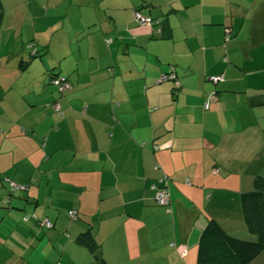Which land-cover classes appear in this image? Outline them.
<instances>
[{"label": "crops", "instance_id": "1", "mask_svg": "<svg viewBox=\"0 0 264 264\" xmlns=\"http://www.w3.org/2000/svg\"><path fill=\"white\" fill-rule=\"evenodd\" d=\"M2 4L8 264H100L77 241L88 228L109 264H197L211 220L255 238L242 200L264 177V0ZM136 8L159 21L140 24ZM171 66L177 76L163 80ZM55 73L71 88L51 83ZM161 184L170 210L157 203Z\"/></svg>", "mask_w": 264, "mask_h": 264}, {"label": "trees", "instance_id": "2", "mask_svg": "<svg viewBox=\"0 0 264 264\" xmlns=\"http://www.w3.org/2000/svg\"><path fill=\"white\" fill-rule=\"evenodd\" d=\"M3 18V4L0 0V25ZM152 19L154 22L159 21L153 17ZM20 65L23 67L24 62L22 61ZM57 112L62 114L61 109ZM162 186L165 187L161 184L157 186V189ZM254 186L253 191L244 194L242 207L247 227L255 235V238L249 240L231 235L217 221L211 220L203 228L199 238L197 264H250L264 250V177L262 175L255 177ZM7 203L6 201L4 204L6 207H8ZM162 206L170 210L171 200L170 204ZM77 241L94 252L100 264H109L98 251L99 244L94 238L91 228L81 232Z\"/></svg>", "mask_w": 264, "mask_h": 264}, {"label": "built area", "instance_id": "3", "mask_svg": "<svg viewBox=\"0 0 264 264\" xmlns=\"http://www.w3.org/2000/svg\"><path fill=\"white\" fill-rule=\"evenodd\" d=\"M133 14H134L135 20L137 22H139L140 24L146 25V24H152L154 22L152 17L144 16L138 8L134 9ZM32 50H33V54H36L38 52L37 46H32ZM176 73H177V71H176L175 67L171 66L169 71L162 75V79L168 80V79L175 78L177 76ZM51 77H52L51 83H53L54 85L59 87L61 91H65L67 89H70L72 86L71 82L69 81L68 77L65 74L52 75ZM221 79H223L222 75L210 76V80H212L215 83H218L219 81H221ZM208 107H209V102L206 103V108H208ZM54 108L56 111H60V109H61L60 104L59 103L54 104ZM11 186L13 187V189L23 188L22 185H17L14 182H11ZM156 200L161 205L170 204V194H169L168 189L163 187V186L159 187L157 189ZM69 215L73 218L76 217L74 211H70ZM45 224L48 227H51L53 225V223L50 220H45Z\"/></svg>", "mask_w": 264, "mask_h": 264}, {"label": "rangeland", "instance_id": "4", "mask_svg": "<svg viewBox=\"0 0 264 264\" xmlns=\"http://www.w3.org/2000/svg\"><path fill=\"white\" fill-rule=\"evenodd\" d=\"M7 65L8 63L5 61L4 62V67L1 68V69H4V70H9L10 68H7ZM26 76H24L23 78H21L20 82L23 83L24 82V79H25ZM8 79H9V76H8ZM2 199V198H1ZM2 206V205H1ZM3 207V206H2ZM246 239V238H245ZM4 243V242H2ZM12 244V242L10 243ZM13 246V245H12ZM15 247V246H13ZM11 247L8 246L7 244H4V245H0V264H8L6 262V257H8V254H10L11 252Z\"/></svg>", "mask_w": 264, "mask_h": 264}]
</instances>
